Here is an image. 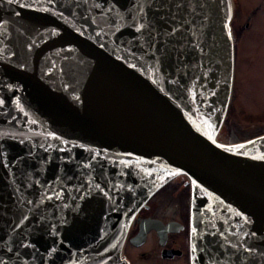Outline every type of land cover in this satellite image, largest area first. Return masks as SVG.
<instances>
[{
	"label": "water",
	"instance_id": "obj_1",
	"mask_svg": "<svg viewBox=\"0 0 264 264\" xmlns=\"http://www.w3.org/2000/svg\"><path fill=\"white\" fill-rule=\"evenodd\" d=\"M230 0H0V264H110L190 181L189 264H264V131L220 142Z\"/></svg>",
	"mask_w": 264,
	"mask_h": 264
},
{
	"label": "flooded vegetation",
	"instance_id": "obj_2",
	"mask_svg": "<svg viewBox=\"0 0 264 264\" xmlns=\"http://www.w3.org/2000/svg\"><path fill=\"white\" fill-rule=\"evenodd\" d=\"M237 8L232 0L228 21L232 43V78L227 106L237 94L235 81L239 75L236 69L239 71L240 62L237 60L247 53L254 56L253 53L264 50L261 31L249 30L252 21L264 24V16L255 17L249 13L242 16L237 13ZM233 19L241 21L239 28L232 24ZM254 28L264 29V25ZM227 106L217 131L220 134L224 131L221 126L225 117L230 112ZM189 198L190 181L185 172L175 173L158 186L134 212L119 249L120 260L110 264H189Z\"/></svg>",
	"mask_w": 264,
	"mask_h": 264
},
{
	"label": "rangeland",
	"instance_id": "obj_3",
	"mask_svg": "<svg viewBox=\"0 0 264 264\" xmlns=\"http://www.w3.org/2000/svg\"><path fill=\"white\" fill-rule=\"evenodd\" d=\"M233 1L238 7L237 13L242 16L248 13L255 17L264 16V0ZM240 23L241 21L232 20V24H236L238 28ZM262 25L264 24L252 21L249 30H260L264 36V29L254 28ZM253 54L254 56L247 53L237 60L240 61L239 71L236 69L239 75L235 81L237 94L228 103L227 109L230 112L221 126L224 131L217 133L222 141L243 139L264 131V50Z\"/></svg>",
	"mask_w": 264,
	"mask_h": 264
}]
</instances>
